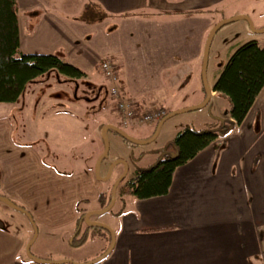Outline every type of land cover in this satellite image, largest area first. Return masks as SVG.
I'll return each mask as SVG.
<instances>
[{
    "label": "crops",
    "instance_id": "obj_1",
    "mask_svg": "<svg viewBox=\"0 0 264 264\" xmlns=\"http://www.w3.org/2000/svg\"><path fill=\"white\" fill-rule=\"evenodd\" d=\"M227 1L82 0V11L86 5L92 4L91 7L105 19L91 25L77 26H81L78 27L79 30H91L106 24L111 34L120 31L130 40L135 38L139 44L150 45L153 55L151 60L153 59L155 63L165 62V64L161 67L158 65L154 67L152 64L153 68L146 77L147 79L158 77L152 70L159 68V78L164 79L162 82L159 80L161 93L166 92L169 95L151 98L141 96L134 90L128 77L118 73L123 67L115 66L120 87L126 96L136 101L143 110L157 106L167 108L163 101H170L172 94L185 92L193 79L197 77L207 37L211 29L219 23L218 13L226 7ZM16 4L19 50L22 54L56 55L62 61L82 71L86 79L90 73H100L99 62L108 60L109 56L98 59L83 52V45L79 41L80 38L82 39V34L77 31L76 23H69L52 16L48 9L43 8L44 0H16ZM41 10L43 12H39ZM148 30L152 35L148 38L149 40L143 36ZM161 30L164 31L162 33L165 34L164 39L160 35ZM177 30L184 31L186 37L179 38L176 35ZM158 43L159 48L165 45L168 52L155 50L156 54L159 53L156 59L155 52L152 50ZM179 78H185V80L178 85ZM196 91L199 92L196 99L188 102L186 105L189 106L184 108L194 107L203 102L204 91L200 87ZM210 91V100L218 96L212 92V88ZM42 99L33 103L34 105L32 104L30 108L29 112L32 116L28 125L30 134L21 136L22 143L25 144H11V147L24 152L26 159L34 162L40 173L50 174L58 181L73 180L72 170H61L60 167L65 166L67 169L81 163V155H76L73 160L69 158V155L82 143L80 141V143L61 145L60 139L51 138L50 128L45 124L47 120L44 118L68 117L75 125L74 129L77 124L82 132L84 124L82 107L75 104L80 101L68 103L70 108H76L80 113L78 116L62 108L61 101H43ZM145 99L148 100L144 101ZM178 109L176 107L175 110ZM96 112L99 113V109L94 111ZM253 112L254 115H252ZM259 114L261 118L264 117V89L239 127L225 139L217 140L176 171L167 196L148 201L123 197L121 207L116 213L118 215L113 217L112 223L108 226L114 235L113 248L106 257L95 264H245L244 255L258 257L261 252L249 245V239H251L249 235L253 239V234L264 229V200L256 191L259 177L263 175L264 178V143L261 147L256 146L255 134L251 127L256 121L255 116ZM216 121L206 122V126L215 125ZM166 124L167 122L164 123ZM69 132L76 137L75 130ZM50 149L57 152L52 161L46 160L49 158L47 150ZM1 166L0 163V195L11 203L22 206L21 200L19 201L14 191V188L21 185L20 181L14 180L12 169L8 172V169L3 170ZM86 172L90 174V171H85V175ZM89 179L92 182L91 177ZM22 182L27 183L25 180ZM63 185V187L66 186ZM104 192L103 190L97 195L96 202L100 195L105 196ZM61 200L65 201V197L64 199L56 198L58 203ZM46 203L49 202L44 200L40 206ZM77 203H79L78 200H72L74 210ZM1 204L4 205H0V264H49L34 262L27 256V246L34 235L32 223L28 218L5 203L1 202ZM10 210L19 212L21 217L17 215L18 213L13 215ZM30 213L33 217L32 221L38 227V235L30 246V249H33L31 255L34 258L40 261H68L75 264H87L96 259V256L80 258L76 255L70 256L65 249L68 245L65 237L62 241L60 233L54 234L55 240L49 237L48 234L51 231L45 230L53 228L54 226L51 225L59 217H42L34 212ZM236 216L239 225L230 227V233H228L227 220ZM78 217L77 213L75 225ZM15 220L20 221L21 224L20 228L16 226L20 230L17 234L8 230V227L13 229L10 223ZM228 234H231L233 247L226 251ZM40 237L39 244L45 242L49 247L50 242L57 243L59 248L63 249L62 253L59 252L60 250H44L43 245L34 246ZM241 237H244L243 241L236 240ZM71 244L72 241L69 242L70 247ZM244 246H249V250H245ZM243 251H248V254H242ZM228 255L234 256L235 260L228 259Z\"/></svg>",
    "mask_w": 264,
    "mask_h": 264
},
{
    "label": "rangeland",
    "instance_id": "obj_2",
    "mask_svg": "<svg viewBox=\"0 0 264 264\" xmlns=\"http://www.w3.org/2000/svg\"><path fill=\"white\" fill-rule=\"evenodd\" d=\"M44 3L45 6H43V8L48 9L49 13L55 18L59 17L69 23H76L75 27L77 31H79V34H82V39L80 38L79 41L83 45V52L98 59L109 56L107 58H109L108 60L112 59V61H110L114 66H121L120 68L123 67L122 70H118V73L128 77V80L132 82L133 88L138 94L146 96V98H151L153 96L166 97L169 95V93L166 92L164 94L161 93L162 89L160 88L159 82H162L164 79L162 77L159 78V68L152 70L158 77H149L148 79L146 77L148 72L151 71L150 69L153 68L152 64L154 67L155 65L161 67L165 64V62L155 63L153 59L151 60L153 55L150 51V45L145 43L139 44L135 38L130 40L125 33H121L120 31L115 34H111L110 30L107 29L106 24H98L99 26L91 30H79L78 27L81 26L77 25H91L93 24L92 20L94 18L91 16V13L86 14L81 10L82 0H44ZM39 12H43V10ZM242 16L250 19L255 30L264 29V0H228L226 7L218 13L217 17L219 18V22H221L223 20ZM176 32V35H178L179 38L186 37V35H184V31L177 30ZM162 33H164L163 30L160 31V35L162 36V39H164L165 34L163 35ZM143 36L149 40L148 38L152 36L150 34V30L146 31ZM250 41H257L261 46H264V33H253L245 21H237L232 24L225 25L216 33L209 49L205 77L206 84L209 89H211L215 84L217 78L235 49ZM159 46L160 44L158 43L157 46H154V48L152 47V52H155V50L159 52L162 50L168 52V48L165 45H163V48H159ZM158 55L159 53L156 54L155 52L156 59L158 58ZM120 59L122 61H120ZM201 66L202 64H200L197 77L193 79V82L189 85L185 92L176 95L172 94V99L170 101H163V104L169 111L163 106L157 107L163 109L167 114V112L177 111L175 110L176 107L177 109H185V106H189L186 104L196 99L199 93L196 89L200 87L203 91L204 88ZM186 74L188 75V73ZM184 80L185 78L177 79L178 85ZM55 81V79H50L47 84L29 86L26 89L24 96L17 102L13 104H0L1 168L3 170L4 168L8 169V172L12 169L14 173V180L16 182L20 181L21 185L14 188V191L17 193L16 196L22 203L19 201L17 202L25 208V211L30 215L32 220L33 217L30 212H34L36 215H42V217H59L51 225L54 226L53 228L51 227L45 230L51 231L48 234L51 239L55 240L56 236L54 234L60 233L61 241L63 237L67 240L68 245L65 249L70 256L72 255L75 257L76 255V257L79 258L82 256H96L97 259L108 250L110 244L114 245V235L112 232L106 233L104 230L100 231L95 228H90L86 232L84 239L85 243L82 246L78 248H71L69 242L73 239L79 241L80 238H82V234L79 237L75 236L76 226L74 224V220L77 217V212L75 213L72 200L76 199L80 202L78 209L85 211L83 212L85 214L104 210L101 208L99 201L96 202L97 195L104 190V195L107 197L111 193L114 183L123 173V167L121 165H115L112 168L110 178L107 181L103 182L97 179L94 167L98 158L104 151L102 134L101 130L99 131V127L102 125L118 126L119 129L127 133L133 139L144 140L143 138L151 135L153 126H132L131 128L124 129L121 125L120 117L116 113L113 100L109 95L110 99L103 98L100 102L92 99L93 93H91V90L94 92L100 91V89L103 88V85H107L109 87L107 80L101 76V73L95 72L88 74V79L84 78L82 82H79V84L75 86V88L73 84L59 85ZM42 97L44 98L42 99ZM40 99L43 101H61L60 106H62V108H65L68 112L78 116H80V113L77 112L76 108H70L68 103L73 102L74 99L80 101V103L75 102V104L82 107L81 113L84 122L82 132L77 124L76 129H74L75 125L68 117L51 119L50 116L44 118V120H47L45 124L50 128L51 138L60 139L61 145H68L69 143L75 144V142L80 143V141L82 143L80 147L71 151L69 155V158L71 157L72 160L76 157V155H81V163L73 165L72 167L70 166V168L68 167L67 169L65 166H62L63 169L60 167L61 170H72L73 180L58 181L50 174L40 173L37 166H35V163L26 159V154L24 152L22 153V151L15 150L11 147V144H25L22 143L23 141L21 136L30 134L28 125L32 116L29 111L32 104L38 102ZM146 100L148 99H145L144 101ZM132 101L137 103L134 100ZM97 109H99V113H94ZM228 110L229 103L224 97L217 96L212 98L203 109L192 113L181 114L167 121V124L161 129L157 139L151 144L144 146L125 145L119 136L109 132L107 134L109 145L108 155L100 163L98 178L104 179L110 168L118 160L126 162L128 166V175L124 182L119 185L115 196L114 206L109 213L93 215L90 217L89 221L100 222L108 228V226L112 223L113 217H115V214L121 207L122 198L118 196V190L126 181L133 177L134 170L148 169L155 164L159 157V151L171 142L184 128L188 127L196 131L209 129L211 127H207L206 122L216 121V118L226 119ZM252 115H254V112ZM255 118L256 121H254L251 127L253 129V133L255 134L254 141L256 142V146L261 147L264 143V117L261 118V115L259 114L256 115ZM71 130H75L76 137L74 134L72 135V133L69 132ZM47 153L49 154V158H46L48 161H52L57 154V152L52 149L49 151L47 150ZM85 171H90V174L86 172L85 175ZM90 177L92 182L89 179ZM24 180L27 183H23L22 181ZM63 184L66 186L63 187ZM257 187V194L264 200L263 175L259 177ZM64 197L65 201L61 200L59 203L56 201V198L64 199ZM44 200L49 203H46L44 206H40ZM0 205L4 204H1L0 202ZM17 206L20 207V205ZM28 210L31 211L29 212ZM10 211L13 215H16L15 213H18L17 215H19V212H16L15 210ZM234 219L236 220L234 221ZM237 220V216L233 219L227 220L228 228L226 231H228V233H230V227L239 225ZM10 224L13 226V229L8 227L9 232L17 234L20 230H18L16 226L20 228V221L15 220ZM32 224L36 228V235H38L37 225L33 221ZM14 228H16V230ZM80 228L82 232L86 230L85 223H83ZM253 236L254 238L252 239L251 235H249L251 238L249 239V245L254 246V248L261 253H259L257 257V255L253 256L248 254V251H243L242 254H248L247 256L244 255L246 258L245 264H264V229L259 233L253 234ZM40 240L41 237L37 240L34 246L43 245L44 250H60L59 252L62 253L63 249H60L57 243L55 244L54 242H50L48 247L45 242L39 244ZM236 240L243 241L244 237ZM232 241L231 234H228L226 251H229L231 247H233ZM60 247L62 248V245H60ZM244 247L245 250H249V246ZM29 253L32 254L33 249H30ZM229 258L235 260L234 256L228 255V259Z\"/></svg>",
    "mask_w": 264,
    "mask_h": 264
},
{
    "label": "trees",
    "instance_id": "obj_3",
    "mask_svg": "<svg viewBox=\"0 0 264 264\" xmlns=\"http://www.w3.org/2000/svg\"><path fill=\"white\" fill-rule=\"evenodd\" d=\"M91 6L92 4L86 5L83 11L86 14L91 13L94 17L92 23L102 22L105 17ZM84 78L82 71L62 61L56 55L22 54L19 50L16 0H0V104L17 102L24 96L29 86L47 84L50 79H55L59 85L73 84L75 88ZM263 89L264 46L257 41H250L235 49L212 87L213 93L224 97L229 103L227 119H217L216 124L206 130L184 128L159 151L155 164L148 169L134 170L133 177L119 188L118 196L132 197L137 201L167 196L176 171L217 140L225 139L239 127ZM74 101L78 100L74 99ZM138 111L141 112L140 106ZM170 113L167 112L166 116ZM158 123L152 125L151 135L144 140L153 136ZM104 126H100L99 131ZM122 142L132 146L124 140ZM110 197L111 193L107 197L100 195L98 201L102 209L107 208ZM79 204L80 202L75 209L79 213L75 236L79 237L82 234V238L79 241L72 240L71 247L74 248L85 243L88 229L95 228L86 227L83 232L80 230L85 211L78 209ZM18 208L25 210L21 206ZM95 229L100 230V228Z\"/></svg>",
    "mask_w": 264,
    "mask_h": 264
},
{
    "label": "water",
    "instance_id": "obj_4",
    "mask_svg": "<svg viewBox=\"0 0 264 264\" xmlns=\"http://www.w3.org/2000/svg\"><path fill=\"white\" fill-rule=\"evenodd\" d=\"M237 21H245L250 30L255 33V34H263L264 33V29L262 30H255L250 19L248 17H245V16H242V17H235V18H231V19H227V20H223L221 22H219L217 25H215L208 37H207V40H206V43H205V47H204V52H203V58H202V68H201V74H202V79H203V83H204V88H203V91H204V100L201 104L199 105H196L194 107H191V108H185V109H181V110H177V111H174V112H171L170 114H168L165 118H163L158 124H157V127L155 129V132L153 134V136L148 139V140H136V139H133L132 137H130L127 133H125L124 131H122L121 129L115 127V126H112V125H105L102 130H101V134H102V139H103V146H104V151H103V154L98 158L96 164H95V167H94V172H95V175L97 176V179L99 181H107L109 178H110V175H111V170L112 168L115 166V165H121L123 167V173L122 175L118 178V180L114 183L113 187H112V190H111V197H110V203L109 205L107 206V208H105L104 210L102 211H95V212H90V213H86L85 216H84V223L87 227H95V228H100V229H103L105 231H107L108 233H111V231L103 224L101 223H98V222H90L89 219L91 216L93 215H99V214H106V213H109V211L112 209V207L114 206V203H115V196H116V193H117V189L119 187V185L125 180V178L127 177L128 175V166L126 164V162L122 161V160H118L109 170L107 176L104 178V179H99L98 178V173H99V167H100V163L107 157L108 155V150H109V145H108V140H107V134L109 132H112L114 133L115 135L119 136L122 140L126 141L127 143L131 144V145H134V146H144V145H148V144H151L152 142H154L156 140V138L158 137L159 133H160V130L162 128V126L164 125V123H166L167 121H169L170 119L176 117V116H179L181 114H185V113H192V112H196V111H199L201 109H203L204 107L207 106V104L209 103L210 101V98H211V91L209 89V87L207 86L206 84V69H207V62H208V53H209V49H210V46H211V43H212V40L214 38V36L216 35V33L222 28L224 27L225 25H228V24H232L234 22H237ZM0 201L5 203L7 206L23 213L27 218L28 220L32 223V219L30 217V215L23 209L21 208H18L16 207L15 205H13L9 200H7L6 198L4 197H0ZM33 226V230H34V235H33V238L31 239L29 245L27 246V256L34 262H42V263H49V264H75V263H71V262H68V261H60V262H48V261H40L36 258H34L30 253H29V250H30V246L33 244V242L35 241L36 239V228L34 227V225L32 224ZM112 236V234H111ZM112 247L113 245L110 244V247L108 248V250L102 254L100 257H98L96 260L94 261H91L90 263H87V264H95L99 261H101L104 257H106L112 250Z\"/></svg>",
    "mask_w": 264,
    "mask_h": 264
},
{
    "label": "built area",
    "instance_id": "obj_5",
    "mask_svg": "<svg viewBox=\"0 0 264 264\" xmlns=\"http://www.w3.org/2000/svg\"><path fill=\"white\" fill-rule=\"evenodd\" d=\"M98 69L109 84L108 93L124 129L132 126H150L160 122L166 116V112L159 107L141 109L139 112V105L129 99L121 89L116 67L110 60L100 61Z\"/></svg>",
    "mask_w": 264,
    "mask_h": 264
},
{
    "label": "flooded vegetation",
    "instance_id": "obj_6",
    "mask_svg": "<svg viewBox=\"0 0 264 264\" xmlns=\"http://www.w3.org/2000/svg\"><path fill=\"white\" fill-rule=\"evenodd\" d=\"M108 90H109V87L107 85H103V88L100 89V91H93L91 90V93H93V98L92 99H95L96 101H99L102 100L103 98L104 99H108L109 98V93H108ZM102 97V98H101ZM110 99V98H109ZM126 179V178H125ZM124 182V181H123ZM85 216V215H84ZM97 222V221H95ZM83 223H84V218H83ZM83 223L81 224V226L83 225ZM87 227V226H86ZM99 229V228H97ZM81 230V228H80ZM100 231H103V229H100ZM105 231V230H104Z\"/></svg>",
    "mask_w": 264,
    "mask_h": 264
}]
</instances>
